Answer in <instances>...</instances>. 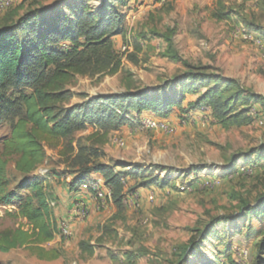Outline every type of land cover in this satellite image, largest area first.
Returning a JSON list of instances; mask_svg holds the SVG:
<instances>
[{"label":"rangeland","instance_id":"374dc122","mask_svg":"<svg viewBox=\"0 0 264 264\" xmlns=\"http://www.w3.org/2000/svg\"><path fill=\"white\" fill-rule=\"evenodd\" d=\"M11 1L0 12V31L13 37L33 65L38 47L58 50L64 27L84 10L97 19L104 0ZM108 1L114 4L109 16L122 30L121 47L115 48L122 70L76 77L66 86L67 102L60 109L83 117L98 113L89 106L92 100L104 109L111 104L110 116L128 129L113 131L109 122L100 125L99 118L89 116L84 130L57 148L46 147V161L32 176L46 171L44 176L55 173L68 184L76 170L84 174L105 165L120 177L123 192L112 195L103 209L97 203L86 220L74 221L73 239L58 234L45 245L59 250L60 259L42 261L19 248L0 253V264H230L229 257L238 264L239 249L249 250L245 264H264V159L253 155L264 154V0ZM31 72L39 73L31 67L21 82H10L0 103V157L8 161L3 191L0 186V232L18 227L13 205L29 194L21 189L29 177L17 172L16 156H3L2 142L25 114L22 96L37 86L28 78ZM231 80L246 99L256 98L248 102L255 120L226 130L197 101L215 82ZM138 92L177 104L142 117L120 103ZM191 113L203 116L194 123ZM184 117L189 118L185 125ZM146 119L171 120L178 132L136 133ZM117 139L125 146H117ZM97 174L105 184L104 175ZM207 180L212 189L200 187ZM53 182L48 181L51 188ZM79 189L74 192L81 194ZM62 211L58 208L59 215ZM81 243L90 245L92 254L82 251Z\"/></svg>","mask_w":264,"mask_h":264},{"label":"trees","instance_id":"16d2710c","mask_svg":"<svg viewBox=\"0 0 264 264\" xmlns=\"http://www.w3.org/2000/svg\"><path fill=\"white\" fill-rule=\"evenodd\" d=\"M112 7L113 3L104 0L96 10L97 19L92 17L88 10H84L77 21L64 27V43L58 50L38 47V57L33 65H30L33 61L26 57L25 50L16 45L13 37L5 30L0 31V103L4 100V88L10 82H21L31 67L39 72L38 75L30 73L28 78L37 86L32 93L22 96L25 114L16 122L10 136L2 142L3 156L7 159L16 156L17 172L29 177L21 188L29 194L14 202L12 217L20 223L16 229L7 228L0 232V253L6 254L12 250L27 248L39 260L52 262L60 259L59 250L45 248V245L53 242L59 234V224L54 216L51 197L47 194L46 181L44 177L32 175L46 161V147L57 148L62 140L84 130L89 116L99 118L100 125L109 122L108 126L113 131L126 125L122 123V119L116 122L110 116L108 108L111 104L104 109L99 102L92 100L89 106L98 108V113H85L83 117L75 116L72 111L63 113L60 109V105L67 102L65 88L76 77L114 76L121 72L122 59L115 50L113 38L121 35L122 30L117 21H113L109 16ZM59 34L54 32L56 36ZM52 67L53 71L46 74L45 70ZM190 77L192 75H189ZM124 96L120 103L133 107L139 113L171 111L177 104L152 98L141 92ZM244 96L245 92L233 80L225 83L215 82L213 87L208 88L199 97L197 104L207 105L212 120L221 128L229 130L250 125L255 120L250 115L251 106L248 102L256 98L248 96L249 99H246ZM185 100L182 99V102ZM253 155L264 159L263 151L258 150ZM7 165L8 161L0 157L1 191L7 181ZM92 172L104 175L105 184L112 190L114 197L122 194L124 185L120 177L105 165L89 169V172L85 171L78 179L81 180ZM75 182H72V187H75ZM12 197L13 195L3 197L1 201ZM251 210L254 208L251 207L248 211ZM81 249L92 254V247L87 243H81ZM228 261L234 264L231 257Z\"/></svg>","mask_w":264,"mask_h":264},{"label":"built area","instance_id":"2783aa9c","mask_svg":"<svg viewBox=\"0 0 264 264\" xmlns=\"http://www.w3.org/2000/svg\"><path fill=\"white\" fill-rule=\"evenodd\" d=\"M12 1L11 0H0V12H3L11 7ZM247 37V36H246ZM250 39H253V37H249ZM188 117H184L182 119V124L188 123ZM152 131V132H161L168 136H173L178 132V127L176 124L172 123L171 120L163 119V120H156V119H146L144 122L141 123V127L136 130L137 132L142 131ZM114 143L119 147H124L125 142L122 139H117L114 141ZM46 174V171H42V176ZM73 181H68V185H72ZM80 191L83 193H91V197L95 198V203L97 206V209H103L108 204V201L112 200L113 192L112 190L106 186V184H103L99 181H84L80 185ZM200 187H203L205 189H212L214 187V184L210 181H203L200 185ZM133 202L131 205L133 206ZM52 207L55 206V204H51ZM91 214V207L89 202L85 200L77 201V203L73 206L72 209V215L75 220H86L89 215ZM75 235L74 226L69 221H63L59 225V236L62 239L65 240H71L73 239ZM250 253L248 249H239L237 252V263L238 264H245L248 262Z\"/></svg>","mask_w":264,"mask_h":264},{"label":"crops","instance_id":"0c3cea01","mask_svg":"<svg viewBox=\"0 0 264 264\" xmlns=\"http://www.w3.org/2000/svg\"><path fill=\"white\" fill-rule=\"evenodd\" d=\"M113 42H114L115 48L119 49L121 47L122 42H121L120 36H115L113 39ZM142 113H143L142 117L145 116L144 114L146 113L148 114V117L152 116L150 115L152 113L150 111L149 112L144 111ZM190 116L193 117V122L196 123L197 122L196 119H200L198 117H201L203 115L202 114L199 115L197 113L196 114L191 113ZM123 128L127 130L128 126H124ZM80 174L81 173L78 170H76L74 173L71 174L72 181H76L75 187H72L66 184L65 182H61V180L57 178V175L55 173L51 177H50V174L47 176H43L46 181L47 194L51 197L52 203L55 204V206L53 207V211H54V216L56 220L58 221L59 225L61 224V222L66 221V220L72 224L75 223L74 221H77L74 219L72 215L73 206L77 203V201L85 200L89 202L91 208L96 207V203L94 200L92 201L91 196H88L89 198H87V196H85L83 192H81V194H77L76 192H74V189H78L79 185L84 181L96 180V181L101 182L103 179L101 178V175H98L97 173L92 172V173L86 174L84 177H82L83 179L79 180L78 176ZM52 179L57 180V184L53 182L52 183L53 187L51 188L48 184V181L51 182ZM58 208L65 210L66 213L62 211L61 214L59 215ZM56 237L58 238L59 236H56Z\"/></svg>","mask_w":264,"mask_h":264}]
</instances>
